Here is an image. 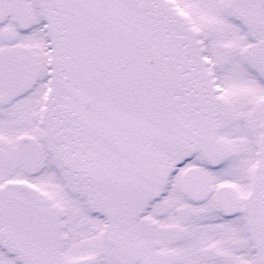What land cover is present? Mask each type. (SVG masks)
I'll list each match as a JSON object with an SVG mask.
<instances>
[{
    "label": "snow or ice",
    "instance_id": "snow-or-ice-1",
    "mask_svg": "<svg viewBox=\"0 0 264 264\" xmlns=\"http://www.w3.org/2000/svg\"><path fill=\"white\" fill-rule=\"evenodd\" d=\"M0 264H264V0H0Z\"/></svg>",
    "mask_w": 264,
    "mask_h": 264
}]
</instances>
